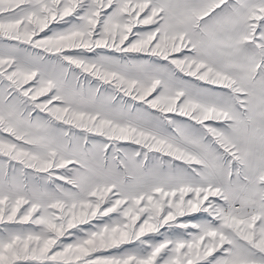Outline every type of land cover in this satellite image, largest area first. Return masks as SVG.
I'll list each match as a JSON object with an SVG mask.
<instances>
[{
  "label": "snow or ice",
  "instance_id": "1",
  "mask_svg": "<svg viewBox=\"0 0 264 264\" xmlns=\"http://www.w3.org/2000/svg\"><path fill=\"white\" fill-rule=\"evenodd\" d=\"M0 264H264V0H0Z\"/></svg>",
  "mask_w": 264,
  "mask_h": 264
}]
</instances>
